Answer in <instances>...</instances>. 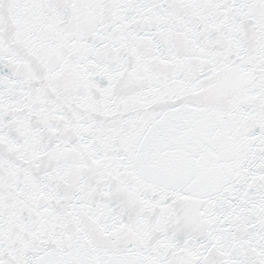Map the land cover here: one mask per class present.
<instances>
[{
    "label": "snow or ice",
    "instance_id": "snow-or-ice-1",
    "mask_svg": "<svg viewBox=\"0 0 264 264\" xmlns=\"http://www.w3.org/2000/svg\"><path fill=\"white\" fill-rule=\"evenodd\" d=\"M0 264H264V0H0Z\"/></svg>",
    "mask_w": 264,
    "mask_h": 264
}]
</instances>
